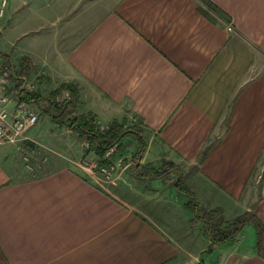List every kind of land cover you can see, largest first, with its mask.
Here are the masks:
<instances>
[{"label":"crops","instance_id":"crops-1","mask_svg":"<svg viewBox=\"0 0 264 264\" xmlns=\"http://www.w3.org/2000/svg\"><path fill=\"white\" fill-rule=\"evenodd\" d=\"M8 1V20L46 23L63 45L45 73L77 83L96 118L143 127L127 169L171 160L206 206L264 222V0ZM19 164L0 147V264H182L209 244L172 176L130 174L115 191L75 163L28 176ZM244 232L200 258L264 264Z\"/></svg>","mask_w":264,"mask_h":264},{"label":"rangeland","instance_id":"rangeland-1","mask_svg":"<svg viewBox=\"0 0 264 264\" xmlns=\"http://www.w3.org/2000/svg\"><path fill=\"white\" fill-rule=\"evenodd\" d=\"M39 8V6H34L33 10L35 11ZM7 16L8 14L6 13V16L0 19V51H4L7 54L0 58V62L10 67V86L12 89H16L17 85L20 84V79L16 77L13 71H16L17 74L21 73L20 63L24 56H29L30 59L32 58V60H34V62L32 61L34 67L31 69V72H33L32 75L28 73V78L24 81L22 86L27 85L31 88L30 90L24 89L25 91H36L43 96L39 102L31 103L39 112V120L37 124L29 130V139L17 144L0 146L6 147L11 153L16 155L20 162L19 168L21 170L18 171L19 175L28 176L47 172L52 167H56L58 163L67 162L78 165L79 162L83 161H98L100 164L113 167L112 176L96 173L99 175L104 185L115 191H119L121 187L128 188V183L131 179L129 176L131 174L132 165L129 166V169H127L125 165L131 160L137 161L139 157L138 153L136 154L135 152H138V149L131 153L132 149L130 147L127 149L128 145L122 144L118 149L113 146L114 150L111 154H108V151H106L102 157H99L95 146L90 143L88 137L81 134L77 125L69 119L71 117V114L68 113L69 110L55 117V119L52 118L51 113L48 111L47 100L44 99V96H47L52 89L60 85V79L57 73L53 74L51 72V75H49L50 73H45L47 72L46 66H49V64L45 62L46 58L44 59V57H52L57 53L56 51L58 48L62 49L63 45L60 44L58 38H54L56 33L50 32L49 25L47 26L46 23L41 24V22L36 20H32V22L29 23H24L22 20L15 22V20L13 21L15 18H10L8 20ZM46 76L51 79H47ZM20 87H18L17 90H19ZM79 95L81 98H84V100L87 99L86 101L90 102V105H92V97L88 98L86 94H82L80 88ZM79 98L76 100L78 113L87 115V118L94 122L99 131L104 132L107 130L112 119L108 121L89 114L87 110L88 102L85 101L82 107L80 105L82 102H80ZM114 120L115 119H113V121ZM107 121L110 122L108 125L106 124ZM127 124L131 125L132 123L129 120ZM101 158L105 159L106 162H100ZM119 160H121L120 165L117 164ZM181 168L184 172L188 173L186 169L183 167ZM168 176L174 178V183L177 176L175 174ZM130 184L135 185L134 183ZM260 184L261 181L257 183V186ZM184 197V199L188 200L186 196ZM187 212L189 211L187 210ZM244 231L248 239L254 237L253 226H247ZM198 249V247L194 248V255H198ZM213 251L211 253H205L203 251L200 253L201 257L204 255L203 258L206 259ZM200 254L199 258H191V256L190 258H186L182 264H209V262L206 263L203 258H200Z\"/></svg>","mask_w":264,"mask_h":264},{"label":"trees","instance_id":"trees-1","mask_svg":"<svg viewBox=\"0 0 264 264\" xmlns=\"http://www.w3.org/2000/svg\"><path fill=\"white\" fill-rule=\"evenodd\" d=\"M6 55V52L0 51V58ZM33 67L32 59L29 56H24L20 63L21 73L17 74L16 71H13L16 77L20 79V84L17 85L16 89L24 84V81L28 78V73H31ZM19 91V98L29 103H37L43 97L39 92H28L21 87ZM64 91H70L73 98L57 102L56 97ZM79 97L77 83L64 81L52 89L47 96H44V99L47 100L48 111L53 119L69 110L68 113L71 114L69 119L77 125L81 134L88 137L90 143L95 146L99 157H102L113 146L116 149L120 148L122 146L121 139L127 135L137 137L139 140L138 152H135L136 154L138 153L139 157L142 150L146 147L143 127L140 124L128 125L126 120L119 121L115 119L109 124L107 130L104 132L99 131L94 122L87 118V115L78 113L76 100ZM100 162H106V160L101 158ZM171 174L177 176L173 183L176 191L188 199L185 203V208L191 215L189 219L191 231L201 232L209 239V244L204 250L205 253H211L215 246L235 242L245 228L251 225L255 229L257 253L264 258V222L253 211H247L233 219H227L221 206L209 208L200 201L196 192L189 185L187 181L188 173L184 172L179 164L171 160L163 159L159 165L139 163L131 167V176L136 179L137 183L163 179Z\"/></svg>","mask_w":264,"mask_h":264},{"label":"built area","instance_id":"built-area-1","mask_svg":"<svg viewBox=\"0 0 264 264\" xmlns=\"http://www.w3.org/2000/svg\"><path fill=\"white\" fill-rule=\"evenodd\" d=\"M9 6L8 0H0V19L6 16ZM229 30L232 27L229 26ZM11 70L8 65L0 62V146L17 144L29 139L28 132L39 120V112L31 103L19 98V90L10 86ZM22 89L31 88L27 85ZM70 91H64L56 97L57 102L72 99ZM114 147L108 150L111 154ZM78 165L89 173H100L112 176L113 167L100 164L98 161H83Z\"/></svg>","mask_w":264,"mask_h":264}]
</instances>
